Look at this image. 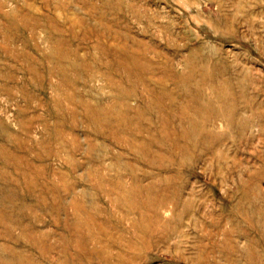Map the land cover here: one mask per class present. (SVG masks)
<instances>
[{
    "label": "rangeland",
    "instance_id": "rangeland-1",
    "mask_svg": "<svg viewBox=\"0 0 264 264\" xmlns=\"http://www.w3.org/2000/svg\"><path fill=\"white\" fill-rule=\"evenodd\" d=\"M0 264H264V0H0Z\"/></svg>",
    "mask_w": 264,
    "mask_h": 264
}]
</instances>
